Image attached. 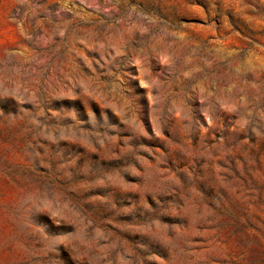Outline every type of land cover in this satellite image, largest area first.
<instances>
[{
	"label": "rangeland",
	"instance_id": "obj_1",
	"mask_svg": "<svg viewBox=\"0 0 264 264\" xmlns=\"http://www.w3.org/2000/svg\"><path fill=\"white\" fill-rule=\"evenodd\" d=\"M0 264H264V0H0Z\"/></svg>",
	"mask_w": 264,
	"mask_h": 264
}]
</instances>
